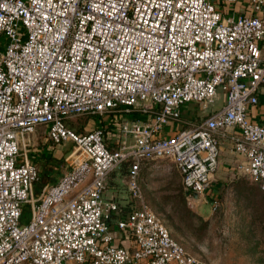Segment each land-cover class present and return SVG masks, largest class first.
I'll return each instance as SVG.
<instances>
[{
  "label": "built area",
  "instance_id": "1",
  "mask_svg": "<svg viewBox=\"0 0 264 264\" xmlns=\"http://www.w3.org/2000/svg\"><path fill=\"white\" fill-rule=\"evenodd\" d=\"M226 2L240 7L226 9ZM264 0H0V264H216L189 251L150 206L144 160L172 158L190 199L208 200L219 166L217 132L239 127L234 149L264 191V122L249 110L264 85ZM223 105L170 136L182 107ZM123 115L120 147L102 127L78 132L67 118ZM148 113L149 119L130 114ZM40 125L76 144L59 180L40 176L23 145ZM133 138L129 139L128 136ZM129 164L135 200L115 242L108 175ZM28 205L30 217L24 221Z\"/></svg>",
  "mask_w": 264,
  "mask_h": 264
},
{
  "label": "rangeland",
  "instance_id": "2",
  "mask_svg": "<svg viewBox=\"0 0 264 264\" xmlns=\"http://www.w3.org/2000/svg\"><path fill=\"white\" fill-rule=\"evenodd\" d=\"M223 6L229 9L240 5L226 2ZM219 91L222 96L223 90L220 88ZM187 104L191 109L198 107L196 100ZM105 114L74 116L67 118V124L84 133L101 127L95 120L103 119L102 115ZM200 114L201 111L196 110L188 118L194 120ZM130 116L133 117L134 113ZM205 117H200L198 121ZM119 121L121 124L119 119L111 120V125L116 128L111 129L109 136L105 134L113 148L120 147L124 139L122 131L120 137L116 138ZM128 138L132 139L133 136L129 135ZM23 147L28 158L40 169L35 184L37 193L45 184L59 180L73 157L80 152L71 156L76 144L71 140L59 143L51 141L44 125L38 127ZM140 181L150 206L189 251L216 264H264V191L259 182L248 174L236 172L224 176L223 184L217 190L218 196H215L218 202L216 208L211 198L203 201L188 197L181 172L169 157L142 163ZM29 217L30 210L26 205L24 221H28Z\"/></svg>",
  "mask_w": 264,
  "mask_h": 264
},
{
  "label": "crops",
  "instance_id": "3",
  "mask_svg": "<svg viewBox=\"0 0 264 264\" xmlns=\"http://www.w3.org/2000/svg\"><path fill=\"white\" fill-rule=\"evenodd\" d=\"M255 13L264 16V6L260 11H257ZM262 50L264 55V39L262 40ZM259 93H260V102L257 105H254L250 108L249 114L254 121L264 122V85L260 88ZM196 102L198 104L197 109H193V108L191 109L190 105L187 104L188 102L185 103L182 107V119L169 120L165 130L161 133H158V135H164V136L173 135L181 128L190 126L193 123L197 122L200 117L210 115L211 113H213L215 110L219 109L223 105L224 92L221 96L220 91H218V93L216 94L215 98L212 101L209 102L196 101ZM196 110L201 111V114L198 116V118L194 120L188 118V115L194 111L196 112ZM96 117H99V115H96ZM122 117L123 115L120 113L108 112L105 115H102L103 119L95 120V123L101 125V127L105 131V134L109 136L111 134V129L116 128L113 127V125H111V120H115V119L121 120ZM133 117L138 119H149L152 117V115L148 113L146 114L137 113L134 114ZM120 125L121 124L119 121L118 122L119 131L117 132L116 138H119L121 135ZM239 129L240 128L236 126V127H231L227 130H220L217 132L219 147H220L219 166L216 173V179L213 182V187H211L210 190L208 191V196H212L213 194L215 196H218L217 194L219 192L217 190L219 188V185L223 184V178L226 174H232V173L235 174L236 172H243L240 165L245 161V157L244 155L240 154L234 149V143H233V135ZM220 154L222 155L221 157ZM148 160L150 159L144 160L142 163ZM170 160L174 161L172 158H170ZM128 170H129V164L125 162L121 164L119 168L112 171L106 179V186L104 189V196L106 200L114 203L116 207L109 211L110 228L115 235V242L125 245H131L133 243V240L130 237V235H128L125 231H123L119 227L118 223L120 220L125 219L129 216L130 212L132 211L135 205V200L133 199L128 188V183H127ZM140 174H141V168H140Z\"/></svg>",
  "mask_w": 264,
  "mask_h": 264
},
{
  "label": "water",
  "instance_id": "4",
  "mask_svg": "<svg viewBox=\"0 0 264 264\" xmlns=\"http://www.w3.org/2000/svg\"><path fill=\"white\" fill-rule=\"evenodd\" d=\"M119 167H120V165L117 168H119Z\"/></svg>",
  "mask_w": 264,
  "mask_h": 264
},
{
  "label": "trees",
  "instance_id": "5",
  "mask_svg": "<svg viewBox=\"0 0 264 264\" xmlns=\"http://www.w3.org/2000/svg\"><path fill=\"white\" fill-rule=\"evenodd\" d=\"M100 126V125H99Z\"/></svg>",
  "mask_w": 264,
  "mask_h": 264
}]
</instances>
